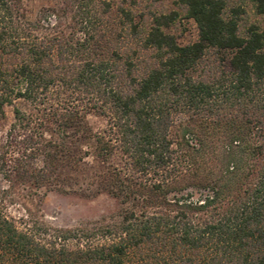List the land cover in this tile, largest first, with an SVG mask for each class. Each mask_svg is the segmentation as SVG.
<instances>
[{"label":"trees","instance_id":"obj_1","mask_svg":"<svg viewBox=\"0 0 264 264\" xmlns=\"http://www.w3.org/2000/svg\"><path fill=\"white\" fill-rule=\"evenodd\" d=\"M53 1L31 19L0 0V170L105 194L118 219L41 235L0 214V264H264V32L241 35L223 0H180L197 40L152 15L127 53L104 0Z\"/></svg>","mask_w":264,"mask_h":264},{"label":"rangeland","instance_id":"obj_2","mask_svg":"<svg viewBox=\"0 0 264 264\" xmlns=\"http://www.w3.org/2000/svg\"><path fill=\"white\" fill-rule=\"evenodd\" d=\"M99 2V0H96ZM103 1V0H100ZM110 5V12L115 22V30L122 35L116 39L117 44L130 52L139 46L140 36L152 23V15L175 14L174 20L165 29L173 35L179 45H187L197 40L198 31L195 22L188 17L185 6L180 0H104ZM225 12L230 14L233 9L239 12L238 29L241 35L246 29L255 25L259 31L264 32V13H258L253 0H223ZM28 16L34 19L43 9L54 6L53 0H24ZM123 9L129 11L133 19L132 25L140 32L139 37H132L128 32V23L117 25L121 21L118 12ZM50 21L53 18L50 17ZM124 49V48H123ZM127 49V50H126ZM147 55V53H141ZM210 60L213 57L209 58ZM225 69V68H224ZM86 120L93 131L104 127V120L95 115H87ZM180 119H175V125ZM13 122L11 107L5 108V118L0 124V149L6 146V132ZM175 130V128H174ZM174 132V131H173ZM15 153V152H14ZM15 155V154H14ZM90 161V159H87ZM32 175H37L42 162L40 158L31 162ZM0 170V214L14 221L19 229L40 230L46 229H80L88 230L110 223L118 219L119 208L116 202L105 194H92L69 189L65 186L57 188L54 185L36 184L28 177L17 178ZM45 237V236H42ZM72 246L74 240H71Z\"/></svg>","mask_w":264,"mask_h":264}]
</instances>
